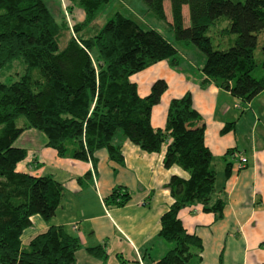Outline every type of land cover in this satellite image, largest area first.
I'll list each match as a JSON object with an SVG mask.
<instances>
[{"label": "trees", "instance_id": "trees-1", "mask_svg": "<svg viewBox=\"0 0 264 264\" xmlns=\"http://www.w3.org/2000/svg\"><path fill=\"white\" fill-rule=\"evenodd\" d=\"M47 1L0 0V70L15 61L25 70L16 81H0V264H75L74 254L80 247L74 236L53 225L26 247L21 245L20 237L30 228L31 218L37 215L49 223L62 197L61 185L51 177L16 170L26 151L14 142L27 129L44 134L45 147L58 157L92 165L99 150L122 164L119 138L146 153H158L166 144L164 167L177 166L188 177L171 176L165 185L172 203L160 217L158 236L172 247L156 264H195L201 242L183 228L179 211L200 205L204 213L220 220L226 203L224 185L216 182L212 155L204 144V124L186 93L170 100L164 128H152L151 110L167 85L156 80L149 94L140 97L130 80L160 61L175 68L177 49L157 30H143L119 13L93 37H71L60 49L58 37L68 27L64 17L61 23L55 19ZM70 1L84 13L83 23L73 28L75 33L91 25L110 2ZM165 1L170 4L169 28L175 41L192 45L203 57L204 82L246 103L264 90V43L260 48L263 70L259 77L252 75L259 66L254 52L264 33V0H143L160 20H166ZM210 28L216 29L212 35H208ZM212 38L226 43L221 48L219 43L213 46ZM18 117L25 119L20 127L15 124ZM128 199V192L117 187L109 203L120 207ZM99 249H89V253L104 260Z\"/></svg>", "mask_w": 264, "mask_h": 264}, {"label": "crops", "instance_id": "crops-1", "mask_svg": "<svg viewBox=\"0 0 264 264\" xmlns=\"http://www.w3.org/2000/svg\"><path fill=\"white\" fill-rule=\"evenodd\" d=\"M74 13L78 21L83 19L82 11L75 9ZM180 60L175 68L166 61L157 62L130 80L140 97L149 94L156 80L167 85L151 110L152 128H164L170 100L186 93L204 124V144L212 155L216 182L224 185L226 203L220 220L204 213L200 205L179 211L183 228L201 242L195 264H264V90L249 103L243 102L214 83L204 82L202 61L187 59L183 65ZM117 144L122 164L111 161L105 150L95 152L92 165L58 157L46 147L43 157L37 159L45 167L31 176L51 177L61 185L62 197L49 223L37 215L31 218L30 228L20 237L22 247L53 225L78 240L75 264H156L171 249L158 236L160 217L172 203L165 185L171 176L186 179L188 174L177 166L164 167L166 144L158 153H146L125 138H119ZM18 165V172L29 174ZM117 187L129 194L120 207L109 203ZM92 248H100L104 260L90 254Z\"/></svg>", "mask_w": 264, "mask_h": 264}, {"label": "rangeland", "instance_id": "rangeland-1", "mask_svg": "<svg viewBox=\"0 0 264 264\" xmlns=\"http://www.w3.org/2000/svg\"><path fill=\"white\" fill-rule=\"evenodd\" d=\"M231 1L243 2L244 0ZM47 5L50 9V12L59 23L63 22L61 21L60 17H64V22L68 27V30L62 31L60 36L58 37V46L60 49H63V47L71 37L77 39H87L93 37L105 24V22L111 19L116 13H119L124 18L134 21L143 30L153 29L160 32L169 42H171L175 46L176 49H178V57L181 59L180 64L184 65L185 60L187 59L190 61H194L195 63L203 61V57L201 56L200 52L197 51V49H195L192 45H187L183 42H177L173 38L171 29L169 28L171 11L168 1L164 2L166 20H160L157 16H155L151 11L147 9L143 0H110V2L99 13L96 20L88 27L83 28L82 26L79 33L73 32V28L75 25H81L83 23L84 13L82 12L83 19L78 21V15L77 13H74V10L80 9L76 5H74V3H72L70 0H48ZM182 11L184 16V24L187 25V7L184 6ZM215 31L216 29L210 28L208 35H212ZM259 39V44L254 52V58L256 59V61H258L259 66L258 70L255 69L252 72V75L254 77H259L260 72L263 70L261 67L263 54H261L262 51L260 48L264 43V33L262 34V36H260ZM212 42L213 46H216V44L219 43V48L223 47L222 45H225L226 43L225 40L223 41V39L220 38H212ZM24 72V67L18 61H15L9 68L5 67L0 70V81L9 84L13 81L18 80V78ZM24 123L25 119L23 117H18L15 120V124L17 127H20ZM45 143L46 138L41 132L33 129L25 130L14 142V146L21 147L26 150V156L21 162L18 163V169L22 172L29 173V175H38L39 171H42V169L45 167V164H42L40 160H37L38 158L41 159L40 156L43 157V153H45ZM31 165L33 166L32 168L30 167Z\"/></svg>", "mask_w": 264, "mask_h": 264}]
</instances>
